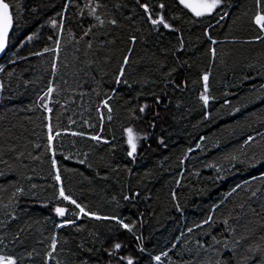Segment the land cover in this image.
Segmentation results:
<instances>
[{
  "label": "trees",
  "instance_id": "obj_1",
  "mask_svg": "<svg viewBox=\"0 0 264 264\" xmlns=\"http://www.w3.org/2000/svg\"><path fill=\"white\" fill-rule=\"evenodd\" d=\"M6 2L0 256L117 264L119 241L134 264H264V0L201 17L179 0Z\"/></svg>",
  "mask_w": 264,
  "mask_h": 264
},
{
  "label": "snow or ice",
  "instance_id": "obj_2",
  "mask_svg": "<svg viewBox=\"0 0 264 264\" xmlns=\"http://www.w3.org/2000/svg\"><path fill=\"white\" fill-rule=\"evenodd\" d=\"M139 2V0H138ZM181 4L184 5V7L190 9L197 17H201L205 14H211L215 9H217L220 4L222 3V0H195V2H192V0H179ZM260 0H257V3H259ZM144 9V12L148 14V19L151 21L153 26L160 25L164 29L171 30V26L169 23L166 22L163 15H157L155 18L153 17V14L149 8L148 4L141 5ZM161 8L164 7L163 4L160 5ZM223 19V17H221ZM255 23L260 26L261 30H264V14H258L255 17ZM13 25V16L10 12V4L9 2H6V0H0V52H3L7 46L8 39H9V30L12 28ZM31 39V37H29ZM123 63L126 65L128 63L127 57L124 59ZM120 75L123 76V68L121 69ZM209 76L205 74L203 76L204 81V91L207 93V82H208ZM119 82V81H118ZM49 91H52V89H49ZM201 99L205 104L208 103V96L202 95ZM104 106L108 107L107 101L104 102ZM46 107V106H45ZM140 108L141 112H144L145 108ZM48 111H51V109H48ZM111 111V108H109V112ZM48 139H49V147H52V141H54L55 136L60 135V133H55V135L52 134V128L51 125L48 126ZM128 133V144L131 147V151L128 153L129 156H133L136 153L137 145H136V136L134 135L133 129L129 128L127 129ZM73 135H76V133H72ZM94 140H99L100 138L98 136L91 137ZM163 141H161L162 143ZM53 164H55V161H53ZM57 181L61 180V177L59 173L57 172V175L55 177ZM59 195L63 200L69 201L71 204L75 205V208L79 209V212L83 215H89L88 212L85 211L83 207H81L80 204H78L75 200L71 199L70 196L66 195L64 192V189L61 187L59 190ZM57 215L63 217L66 213V209L62 207H57L55 209ZM94 215V214H93ZM96 219H114L117 223L121 224L124 229L131 232L132 227L129 224L123 223V221L119 220L116 217H99L95 216ZM207 223V221H205ZM123 244L119 241L115 242L112 250L109 251L108 255L113 256L117 264H121V262H126V264H134V260L130 257L122 253L121 249L123 248ZM53 248H55V243H53ZM143 251V249H141ZM157 261L160 260V257L157 256L155 258ZM0 264H15V261L12 259H9L7 257H0Z\"/></svg>",
  "mask_w": 264,
  "mask_h": 264
},
{
  "label": "water",
  "instance_id": "obj_3",
  "mask_svg": "<svg viewBox=\"0 0 264 264\" xmlns=\"http://www.w3.org/2000/svg\"><path fill=\"white\" fill-rule=\"evenodd\" d=\"M10 12H11V9H10ZM12 27H13V25H12ZM11 31H12V28L9 30V36L11 34ZM7 46H8V43H7ZM7 46H6V48H5V50L3 52H0V60L4 57V55L6 53V50H7Z\"/></svg>",
  "mask_w": 264,
  "mask_h": 264
},
{
  "label": "rangeland",
  "instance_id": "obj_4",
  "mask_svg": "<svg viewBox=\"0 0 264 264\" xmlns=\"http://www.w3.org/2000/svg\"><path fill=\"white\" fill-rule=\"evenodd\" d=\"M192 2H195V0H192ZM190 10V9H189ZM191 11V10H190ZM135 135V134H134ZM126 139H127V144H128V133H127V131H126ZM136 145H137V138H136ZM128 147H129V152L131 151V147H130V145L128 144ZM137 150L138 149H136V153H137ZM0 257H3V256H0ZM7 258H9V257H7ZM9 259H12V258H9ZM13 260V259H12Z\"/></svg>",
  "mask_w": 264,
  "mask_h": 264
}]
</instances>
